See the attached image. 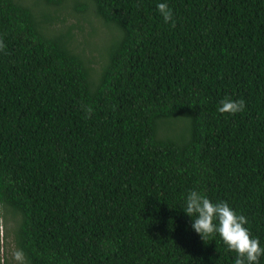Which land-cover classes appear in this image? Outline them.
Here are the masks:
<instances>
[{
    "label": "trees",
    "instance_id": "obj_1",
    "mask_svg": "<svg viewBox=\"0 0 264 264\" xmlns=\"http://www.w3.org/2000/svg\"><path fill=\"white\" fill-rule=\"evenodd\" d=\"M158 2L0 0V203L24 254L7 264H234L191 229V189L264 245V0H167L168 22ZM66 11L119 32L100 70Z\"/></svg>",
    "mask_w": 264,
    "mask_h": 264
},
{
    "label": "clouds",
    "instance_id": "obj_2",
    "mask_svg": "<svg viewBox=\"0 0 264 264\" xmlns=\"http://www.w3.org/2000/svg\"><path fill=\"white\" fill-rule=\"evenodd\" d=\"M156 7L165 22L172 20L173 13L167 0H159ZM219 104L218 111L221 113H236L244 106L243 101L230 98L222 99ZM180 208L190 218L191 229L204 241L219 235L228 250L236 253L234 264H260L264 245L246 227L247 217L238 214L228 202H214L201 191L191 189L183 197ZM15 258L22 262L23 252L17 251Z\"/></svg>",
    "mask_w": 264,
    "mask_h": 264
},
{
    "label": "rangeland",
    "instance_id": "obj_3",
    "mask_svg": "<svg viewBox=\"0 0 264 264\" xmlns=\"http://www.w3.org/2000/svg\"><path fill=\"white\" fill-rule=\"evenodd\" d=\"M64 14H66L68 23L78 24L82 28V30L76 29L78 46L89 57H95L97 61L96 67L100 70L101 64L99 62L105 59L101 53V47L106 49L111 46L117 40L119 32L115 28L106 27L94 15L90 16V18L79 20L67 11ZM177 124L176 127L182 128V131H184L187 129L188 121L186 119H179ZM3 207L5 208L0 203V264H7L9 261H17L15 253L19 250L14 243L15 235L13 233L16 232L17 234L22 219L19 224L15 225L13 223L14 220L10 217V213Z\"/></svg>",
    "mask_w": 264,
    "mask_h": 264
}]
</instances>
